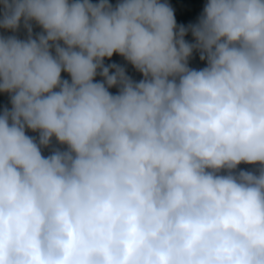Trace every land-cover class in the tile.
Masks as SVG:
<instances>
[{
  "label": "clouds",
  "instance_id": "1",
  "mask_svg": "<svg viewBox=\"0 0 264 264\" xmlns=\"http://www.w3.org/2000/svg\"><path fill=\"white\" fill-rule=\"evenodd\" d=\"M22 20L0 36V264H264V0L187 27L161 0H0V28Z\"/></svg>",
  "mask_w": 264,
  "mask_h": 264
},
{
  "label": "water",
  "instance_id": "2",
  "mask_svg": "<svg viewBox=\"0 0 264 264\" xmlns=\"http://www.w3.org/2000/svg\"><path fill=\"white\" fill-rule=\"evenodd\" d=\"M91 2L97 3L98 0H91ZM118 2L119 0H109V3H111L113 6H115ZM161 2L167 3L173 9L178 27L180 25H184L185 27H187L190 24L197 23L198 18L202 14L204 5L206 4L207 0H161ZM31 23H32V35L33 37H35L36 35L42 32V29L34 21ZM13 35L21 40L28 38V32L27 29H25L23 26V20L21 21L20 27L17 31L0 28V36L8 37ZM185 40L190 43L194 42L191 32H189L185 36ZM54 54L55 53L53 49V55ZM113 63L119 65L120 67H123L126 71V74L134 81L138 82L143 78L142 75L120 55L114 53L111 59L105 58L104 60L105 66L111 65ZM188 63L190 68H194L197 70L206 66V61H201L199 59V52L196 51L193 52V55L189 59ZM110 71H114V69ZM61 78L70 81V76L66 72L61 73ZM95 81H103V77L97 75ZM109 91L112 94H117L118 86L110 88ZM4 108L11 109L10 94L0 92V111H2ZM26 134L36 138H38L39 135L38 133L32 132L30 130H28ZM55 148L65 150L66 145L58 144L55 138H53L50 147L42 149L43 155L45 156L50 155L52 150ZM257 167L258 165H248L242 163L238 166V170L255 171Z\"/></svg>",
  "mask_w": 264,
  "mask_h": 264
}]
</instances>
